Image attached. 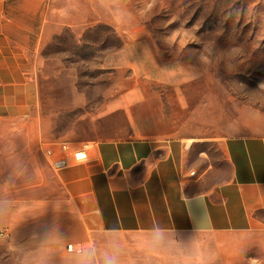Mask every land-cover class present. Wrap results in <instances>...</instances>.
I'll list each match as a JSON object with an SVG mask.
<instances>
[{
    "label": "rangeland",
    "instance_id": "obj_1",
    "mask_svg": "<svg viewBox=\"0 0 264 264\" xmlns=\"http://www.w3.org/2000/svg\"><path fill=\"white\" fill-rule=\"evenodd\" d=\"M42 5L28 47L40 102L24 117L0 115V264H35L9 243L2 208L49 195L46 149L57 141L127 136L126 107L138 122L161 120L141 124L143 132L173 129L191 139L194 191L230 176L225 137L264 134V0H122L119 20L101 0ZM133 89L139 100L131 103ZM166 233L201 264H264V225ZM148 234L95 240L103 246L117 235L124 264H145L137 241ZM178 254L170 248L151 264H171Z\"/></svg>",
    "mask_w": 264,
    "mask_h": 264
},
{
    "label": "crops",
    "instance_id": "obj_2",
    "mask_svg": "<svg viewBox=\"0 0 264 264\" xmlns=\"http://www.w3.org/2000/svg\"><path fill=\"white\" fill-rule=\"evenodd\" d=\"M42 0H0V115L20 118L40 102L31 77L28 47L42 24ZM130 102L139 100L137 90ZM127 136L68 140L90 142L87 159L57 167L48 196L2 213L11 225L9 243L35 264L68 261L67 243L96 242L107 233L246 231L264 225V134L230 135L223 148L230 176L194 191L191 139L173 129L142 131L161 120L138 122L130 108ZM53 145V144H52ZM195 172V173H194ZM69 264V263H68Z\"/></svg>",
    "mask_w": 264,
    "mask_h": 264
},
{
    "label": "clouds",
    "instance_id": "obj_3",
    "mask_svg": "<svg viewBox=\"0 0 264 264\" xmlns=\"http://www.w3.org/2000/svg\"><path fill=\"white\" fill-rule=\"evenodd\" d=\"M117 20L123 16L122 0H101ZM139 248L148 259L145 264H151V258L159 257L169 251L170 248L179 249V254L172 257L171 264H201L200 258L180 248V242L174 237H169L162 228H153L146 237L137 241ZM123 248L119 236L109 235L105 237L103 246L96 242L81 243L79 247L70 250L69 264H124L122 260Z\"/></svg>",
    "mask_w": 264,
    "mask_h": 264
},
{
    "label": "built area",
    "instance_id": "obj_4",
    "mask_svg": "<svg viewBox=\"0 0 264 264\" xmlns=\"http://www.w3.org/2000/svg\"><path fill=\"white\" fill-rule=\"evenodd\" d=\"M55 146H58L60 151L59 157L55 160L53 159V164L57 167L67 166L73 161L84 160L88 158L90 142L82 141L77 144V146H72L69 141H57L52 146L46 149L47 153L52 157L55 151ZM8 228L1 231L2 235L9 234ZM80 244L69 242L67 243V249L70 251L73 247H79Z\"/></svg>",
    "mask_w": 264,
    "mask_h": 264
}]
</instances>
